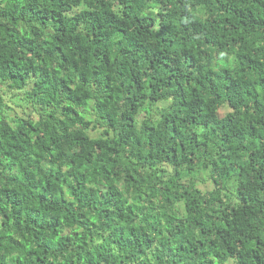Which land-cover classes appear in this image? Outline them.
<instances>
[{
	"label": "trees",
	"instance_id": "16d2710c",
	"mask_svg": "<svg viewBox=\"0 0 264 264\" xmlns=\"http://www.w3.org/2000/svg\"><path fill=\"white\" fill-rule=\"evenodd\" d=\"M0 264H264V0H0Z\"/></svg>",
	"mask_w": 264,
	"mask_h": 264
},
{
	"label": "rangeland",
	"instance_id": "374dc122",
	"mask_svg": "<svg viewBox=\"0 0 264 264\" xmlns=\"http://www.w3.org/2000/svg\"><path fill=\"white\" fill-rule=\"evenodd\" d=\"M221 111H222V112H225V110H224V109H222Z\"/></svg>",
	"mask_w": 264,
	"mask_h": 264
}]
</instances>
